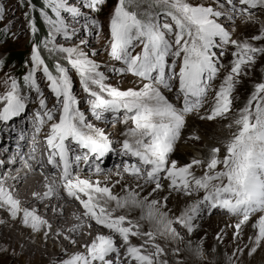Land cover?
<instances>
[{
    "label": "snow or ice",
    "instance_id": "6c2138e0",
    "mask_svg": "<svg viewBox=\"0 0 264 264\" xmlns=\"http://www.w3.org/2000/svg\"><path fill=\"white\" fill-rule=\"evenodd\" d=\"M104 3L105 0H42L37 9L27 0L28 9L32 13L39 11L48 32L31 45L22 83L15 76L5 77L6 89L0 93V122L7 125L25 113L29 95L35 92L39 108L29 118L33 139H28L24 130L19 134L30 151L26 158L18 143L8 166L18 160L28 172L34 170L30 163L35 152L34 138L47 125V164L53 171L51 179L44 177V191H34L32 199L24 202L5 183L8 178L18 180L19 171L14 177L3 172L0 209L18 220L33 240L41 237L45 243L54 238L75 246V236L85 221L90 236L93 222L105 230L97 231L90 242L82 244L83 251L65 250L57 264H168L167 259H161L167 256L165 248L156 240H182L177 226L191 234L200 219L213 210L237 218L234 239L250 224L254 232L245 247L251 256L264 247V80L253 85L234 116L232 112L236 86L241 75H247L244 69L250 68L258 55H264V24L250 37H237L230 24L252 20L255 12L264 15V0H153L143 10L137 0H116L108 20L107 54L120 65L112 71L131 75L137 81V86L125 89L106 82L105 72L94 59L95 49L91 54L85 51L88 41L78 36L81 29L86 36L90 27L97 31L100 27L94 18L89 24L82 9L96 12ZM2 19L4 8L0 5ZM27 25L35 35L34 15L27 19ZM4 31L7 33V26ZM57 37H62L63 42H57ZM137 48L139 51H135ZM42 50L63 57L64 62L55 59L50 67ZM226 53L231 56L227 66L222 63ZM3 64L4 60H0ZM39 72L55 97L51 108L38 83ZM73 72L87 95V111L97 121L111 118L125 125L121 140H111L81 110L73 90ZM221 76L218 87L212 88ZM210 91L214 95L201 115ZM193 112L199 119L209 121L231 116L226 125L229 136L211 147L207 158L193 157L181 163L173 158L174 149L189 128L187 115ZM187 139L199 140L200 136L190 131ZM77 149L81 155L73 154ZM108 154L120 157L115 172L119 179L111 183L107 176L99 179L104 172L101 162ZM81 161L96 179L80 174ZM0 166H4L3 160ZM37 167L43 174L40 161ZM197 169L202 173L198 174ZM117 184L121 185L120 192L113 190ZM173 193L183 195L185 206L178 214L170 215L164 209ZM64 201L78 202L82 211L73 213L76 222L69 227L54 228L53 224L59 225L63 219ZM33 204L43 205L44 211ZM133 209L140 210L136 219L127 214ZM257 213L256 219L250 221ZM132 238L142 242L134 244ZM217 239H222L220 233ZM188 244L191 246V241ZM171 251L173 256H179L178 247ZM244 251L238 246L232 255L237 257ZM195 253L203 255L200 245H196ZM174 264L183 261L177 258ZM232 264H239L238 257Z\"/></svg>",
    "mask_w": 264,
    "mask_h": 264
},
{
    "label": "bare ground",
    "instance_id": "6f19581e",
    "mask_svg": "<svg viewBox=\"0 0 264 264\" xmlns=\"http://www.w3.org/2000/svg\"><path fill=\"white\" fill-rule=\"evenodd\" d=\"M10 12V11H9ZM10 13L7 14L9 16ZM7 16H4L6 18ZM256 18V17H255ZM10 20V18H8ZM260 19L259 16H257V21ZM10 23H13L14 20H10ZM260 23L262 20H259ZM264 23H261V25ZM240 32H235V35L239 37ZM99 60L101 58H98ZM104 63V60H100ZM132 79H129V84L125 85L128 87H132L131 85ZM128 83V82H127ZM2 84V81H0V85ZM2 86V85H1ZM127 87V88H128ZM50 103V102H49ZM83 108V107H82ZM30 113L27 116L26 113L21 114L20 117L13 118L12 122L7 125L0 122V155L4 157V154L7 155L8 152L4 151L3 148L7 147L10 149V151H13L18 143L23 146V150L26 151V158L27 154L30 151V146L26 141H22L19 139V134L22 130L26 131L28 133V139H33V128L31 125V122H28V118H30ZM91 115V114H90ZM196 112H193V115H187L186 119L188 122V130L183 131L182 137L179 140L180 145L178 146V151L174 149V153L177 154L178 157L181 158V163L187 162L193 157H201L200 153L197 151V146L189 141H195V140H189L187 139L190 131H196V133L200 137H204V131L206 130L205 126H202L200 121H198L195 117ZM95 119V117H93ZM25 120V121H24ZM96 120V119H95ZM97 121V120H96ZM98 122H101L98 121ZM96 126V125H95ZM97 127V126H96ZM208 130V129H207ZM206 130V131H207ZM13 135L11 134V132ZM44 132V129L42 128L41 134ZM122 131H118L117 134L119 140L122 139ZM38 135V134H37ZM34 138L35 142V152L33 155H36L37 161H40L43 164V161L46 160L44 153H42V148L46 147L39 146L41 141H38L36 139V136ZM8 136V141L6 142V137ZM118 140V141H119ZM118 145V144H117ZM116 145V146H117ZM47 152V148H44ZM10 157V156H9ZM8 155L5 157V159L9 158ZM112 158V159H111ZM37 161L35 162V168L31 172H28L27 169H25L18 160L14 163L12 166H8V162H4V166H0V175L3 174V172H8L9 177H14L17 175V170L19 171V179L13 180L11 178L6 179L5 183L6 186L13 187L15 190V194L18 196V198L24 202L32 199V193L35 192H43L44 191V177L48 176L50 171V167L48 166L47 162L43 165V174L42 170L37 167ZM112 161V162H111ZM116 161L115 166L120 163V157H114V154H108L104 158V160L101 162V166L104 168H107V166L111 163L114 164ZM30 162H32L30 160ZM86 170L85 165L83 161L80 162V171ZM87 171V170H86ZM197 172L201 173L200 170H196ZM41 172V174L37 173ZM88 173H80L84 177H88L92 175L93 179H96V176L87 171ZM27 173V174H25ZM105 176L109 178V183H111L113 180L119 179L113 173H104L101 176H99L100 180H104ZM125 177H127L125 175ZM128 178H124V182H127ZM115 192L121 191V185L117 184L114 189ZM143 195V193H142ZM195 196L192 197V199ZM65 208H64V216L63 219L59 220V225L54 223L53 227L57 226H63L64 228L69 227V225L75 223V219L73 217L74 212L82 211L81 207L79 206L78 202L75 201H64ZM32 206H37L39 208L40 212L44 211L43 205H36L33 204ZM185 206V198L183 195L177 196V194L172 195L170 202H167V208L164 210L169 212L170 215L178 214V210L182 209ZM132 212H134L137 217L140 215L139 209H133ZM213 212H220L221 214H226L223 211L220 210H213ZM228 215V214H226ZM49 216H51V212H49ZM205 217V216H203ZM202 217V218H203ZM210 216L208 218V224L201 223L202 218L200 219L198 223V227L194 229V231L191 234H188L186 230L181 229L177 226V230L180 232V235L182 234L186 235L187 237H184L182 240L178 242H172L165 239H159V243L162 247H178L181 249L182 253L190 254L192 256H195L199 259L207 260V251H211L212 259L213 261H218L220 264H232V261L234 259L239 260V264H252L258 262V260L264 259V247H260L257 249L255 253H253L251 256L247 254V247L248 245L249 236L253 235L254 230L250 229L248 230V226H246V230L243 229L242 233L237 239L233 238V233L230 232L229 228L225 227L226 218H219L216 216H213L211 218ZM232 224V223H231ZM234 224V223H233ZM232 224V225H233ZM230 225V224H229ZM234 226V225H233ZM225 227V228H223ZM244 228V227H243ZM245 230V232H244ZM248 230V232H247ZM97 231H105L102 227L97 228L95 223H92V229H91V236L89 233L88 228V222L85 221L84 226L80 229V233L75 236V239L79 237L80 240L77 241V244L75 246L71 245L68 241H63L62 244L59 242H56L54 238H50L47 243L43 241L41 237H36L34 240L29 235V232L27 229H25L18 220H12L7 213L5 209H0V264H57L58 259L64 258V251L66 250L68 253H72L77 250L83 251V249L80 247L82 244H85L87 242H90V239L92 236L95 235ZM217 233H220L222 239H217ZM246 233V235H245ZM191 241V246H189L188 242ZM132 242L134 244H139L142 241L136 238H132ZM157 242V243H158ZM119 238L117 237V244H119ZM169 243H172L169 244ZM181 243V244H180ZM181 245H185L184 249L182 250ZM196 245H200L202 248L203 255L197 256L195 253V247ZM244 247L245 251L243 255H240L237 253V257H233L232 253L233 250L236 247ZM5 247L7 248V251H4ZM71 247V248H70ZM170 248L168 251H170ZM151 250V248H149ZM210 257V256H209ZM167 258V257H166ZM165 258V259H166ZM169 263H174L167 259ZM259 263V262H258Z\"/></svg>",
    "mask_w": 264,
    "mask_h": 264
},
{
    "label": "rangeland",
    "instance_id": "374dc122",
    "mask_svg": "<svg viewBox=\"0 0 264 264\" xmlns=\"http://www.w3.org/2000/svg\"><path fill=\"white\" fill-rule=\"evenodd\" d=\"M18 1L21 2V0H0V5H3V8H5L4 9V16H7V14L10 13L9 16H7L6 18L3 19V21H0V28H2L1 26L3 24L4 27L7 26L8 32H11L8 36H6L7 40L0 41V60H4V64L0 65V71L1 72H4V71L8 72L6 76L10 75V76H15V77H16V73L14 71H12L16 68L15 66L17 65V64L13 63V61L15 60L14 54L21 49H27L28 55H30V50H31V45H32L30 43L27 44L28 37L32 33L29 31L28 25H27L28 17L25 16V13H26L25 8L26 7L22 6L21 3L18 4ZM73 2H75V0H73ZM137 2L139 4L140 9L143 10V9H147L149 4L153 3V0H137ZM193 2H195V3H209V2H211V0H193ZM115 3H116V0H105L104 5L101 6V8L96 12H90L88 9H82L85 12V14L89 17L87 22L90 24L91 19L94 18L98 22L100 27H99L98 31L96 28L90 27V31L86 36H85L83 30L81 29L78 32V36L80 38H85L88 41V44L85 47V51H87L91 54L92 50L95 49L94 59L101 65V70L105 72V75L107 77L106 82L111 84L112 86H116V87H119L121 89H125L128 87L125 85L129 84V79H132V82H133V85L131 82L132 87L137 86V81L131 75L119 74L117 72L112 71V69L114 67L118 68L120 65L118 62L113 61L112 58L109 57L107 54V50H108V46H109V39H110L108 20H109L110 14H111V10L114 7ZM154 10H158V9H154ZM253 15H254V18L252 20L247 21V22H245L243 20H236L235 22L230 24V28L234 29L235 32L239 31L240 32L239 37H250L251 35L257 34L259 27L261 26V23H264V15H262L259 12H255ZM257 16L260 17L259 20H262L261 23L259 20L257 21ZM8 18H10V20L15 19V21L13 23H10L11 21ZM84 22L85 21H83V20L81 21V23H84ZM47 28H48V26H47ZM13 34H15V35H13ZM57 42L62 43L63 38L57 37ZM75 42L78 43V40H76ZM26 47H28V48H26ZM135 51H139V48L135 49ZM46 56L49 57V59H51L53 63H54L55 59H60L62 63L64 62L63 57L51 56V55H49V53L47 51H46ZM98 58H101L102 60H104V63L101 62L100 61L101 59L99 60ZM230 59H231L230 54L226 53L225 57L222 60V63L225 66H227ZM12 65H14V66H12ZM244 71L247 72V75H243V74L241 75L240 83L236 86V89L234 92L236 100H235L234 105H233L234 111L232 112V116L235 115V110H238L239 107L243 106L242 102L246 101L247 96L252 91L253 85L257 82H260L261 80H264V55H258L256 57V62L250 68L244 69ZM72 76H73V90H74V93L77 95L78 100L80 101L79 107L81 108V110H84L86 117H88L89 120L92 123H94L98 128H102L109 135L111 140L118 141L121 136L118 137L119 134H117V133H118V131H122L121 133H123L124 129H125V125L121 124L119 121H113L111 118H109L106 121L101 120V122H98L95 119H93V116L90 115L91 113L87 111V108H88L87 95L83 92V89L79 84V78H78V76H76V74L74 72L72 73ZM42 78H43V74H42V72H39L38 73V81H39L38 83L40 84V88L44 94V98L47 100L48 107L51 108L52 105L55 103V97L47 89V83L48 82L46 81V79H42ZM4 79H5V77H4ZM4 79L2 77H0V81H2V84H1L2 87L0 85V93H2V89L4 87V83H3ZM220 79H222V76L213 82L212 88L218 87ZM42 82H44V83H42ZM213 95H214V92L210 91L209 97L207 98V101L204 104L203 109L200 112L201 115H203L204 110H206L209 107V104L211 102ZM173 98H174V96H173ZM38 108H39V104H38L37 94L35 92H32L29 95L28 103L26 105V115H28V113L36 111ZM189 115H193V113H190ZM195 116H196L195 118L198 121H200L202 126H205L206 130L207 129L208 130L204 131L205 136L203 138L200 137L199 140L189 141V142H192L193 144H195L197 146V151L200 153V156H201L200 158H207L209 149L213 146L220 144L229 136V129L226 127V125L229 123L231 116L228 118H225V119L217 118V119L212 120V121L199 119V116L197 115V113ZM29 121H30V119H28V122ZM45 127H46V125H45ZM13 133L15 134V132L12 131L11 134L13 135ZM7 141H8V136L6 137V142ZM179 145H180V142L178 141L176 146H175L176 151H178ZM117 147H119V145H117ZM7 155L4 154V157H6ZM117 156L118 155L114 154V157H117ZM8 157H9V155H8ZM173 158H175L179 162H181V158L178 157L177 154H175V153H174ZM115 163H116V161L114 162V164L113 163L109 164L107 166V168H105L104 172L101 173L99 176H101L104 173H113L114 174V172H116V167L113 166V165H115ZM197 170H200L202 173V169H197ZM80 173L84 174V173H88V172L86 170H82V171H80ZM197 173L200 174L199 172H197ZM124 178L126 179L128 177H124ZM172 195H174V193ZM172 195H171V197H172ZM171 197L169 198L168 203L170 202ZM194 198H198V197L195 196ZM127 214L133 219L138 218L137 215L132 211L127 213ZM258 215H259V213L250 217V221H254L256 219V216H258ZM204 216L205 217H203L201 220L202 224L203 223L208 224V218L210 216H212L211 218H213V216L223 218V219L226 218L227 219L226 223L227 222L228 223L226 224L225 227L229 228L228 226H230V229H228V230L232 233L235 231V228L233 225L237 222V218L234 216L221 214L220 212H212L211 214L206 213ZM142 223L144 226V230H147V228H148L147 222L144 221ZM231 223L232 224L234 223V224L232 225ZM246 226L249 227V228L247 227L248 230L252 229L250 227V224L246 225ZM246 226H244L243 229L246 230L247 229ZM225 227H223V228H225ZM245 230H244V232H245ZM248 230H247V232H248ZM245 235H246V233H245ZM182 237L184 238L187 236L182 234ZM77 239L80 240L79 237ZM158 241H159V239L156 240V242H158ZM169 244L172 245V243H169ZM184 247H185V245L184 246L181 245L182 250L184 249ZM169 248L170 247L165 248V251L167 253V256H166L167 258L165 256H162L161 259L166 258V259H169L170 261L174 262L177 258H179L183 261V264H220V262L213 261L212 259H210V258H212V255L210 253L211 251L206 252V254H208L207 260H203V259H199L195 256H192L190 254L188 255V254L182 253L181 249L179 252V256L175 257V256H173L172 251H171L172 247L170 248V251H168ZM258 262L252 263V264H264V259L258 260ZM168 264H170L169 261H168ZM171 264H174V263H171Z\"/></svg>",
    "mask_w": 264,
    "mask_h": 264
},
{
    "label": "trees",
    "instance_id": "16d2710c",
    "mask_svg": "<svg viewBox=\"0 0 264 264\" xmlns=\"http://www.w3.org/2000/svg\"><path fill=\"white\" fill-rule=\"evenodd\" d=\"M31 2L36 6L37 9H39L42 6V0H31ZM21 5L26 7L25 10L26 12L29 14L28 17L31 16H35V21H36V25H37V32L35 35L31 34L28 37L27 40V44H33L35 42H38L39 40L43 39L44 37H46L47 32H48V28L47 25L43 22V19L40 17L39 15V11L37 10L35 13H32L28 7H27V0H21ZM6 36H8V33H5L4 29L0 30V41H4L7 40ZM28 48V47H26ZM14 64H17L16 66L20 67V74H24L25 72V68H24V64L26 61H29L30 58L28 56V51L27 49H21L18 52H16L14 54Z\"/></svg>",
    "mask_w": 264,
    "mask_h": 264
}]
</instances>
